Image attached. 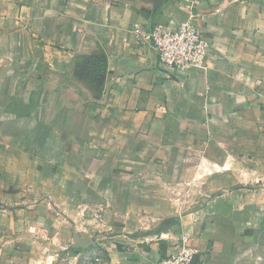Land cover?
<instances>
[{
  "label": "crops",
  "instance_id": "0c3cea01",
  "mask_svg": "<svg viewBox=\"0 0 264 264\" xmlns=\"http://www.w3.org/2000/svg\"><path fill=\"white\" fill-rule=\"evenodd\" d=\"M195 19L207 67L142 32ZM264 264V0H0V264Z\"/></svg>",
  "mask_w": 264,
  "mask_h": 264
},
{
  "label": "built area",
  "instance_id": "2783aa9c",
  "mask_svg": "<svg viewBox=\"0 0 264 264\" xmlns=\"http://www.w3.org/2000/svg\"><path fill=\"white\" fill-rule=\"evenodd\" d=\"M142 36L158 53L161 65L171 71L188 72L207 67L211 43L195 25L194 18L173 30L157 25L143 31ZM198 256L199 250L183 238L175 253L164 256L158 264H193ZM91 264L106 263L98 255Z\"/></svg>",
  "mask_w": 264,
  "mask_h": 264
}]
</instances>
